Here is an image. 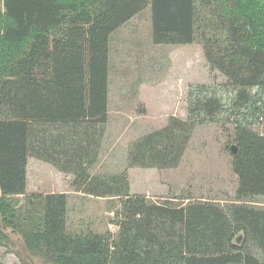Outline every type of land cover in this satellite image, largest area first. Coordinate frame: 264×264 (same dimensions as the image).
Instances as JSON below:
<instances>
[{
    "label": "trees",
    "instance_id": "trees-1",
    "mask_svg": "<svg viewBox=\"0 0 264 264\" xmlns=\"http://www.w3.org/2000/svg\"><path fill=\"white\" fill-rule=\"evenodd\" d=\"M2 1L0 245L11 247L10 230L54 264H264V202L251 204L264 197V134L253 129L264 122V0ZM148 5L153 42H200L235 96L191 85L187 118L137 140L131 165L175 167L197 124L226 120L240 203H159L132 195L126 173L91 172L109 117L111 35ZM29 157L72 174L76 191L118 197L117 232H69L67 193L28 194Z\"/></svg>",
    "mask_w": 264,
    "mask_h": 264
},
{
    "label": "rangeland",
    "instance_id": "rangeland-1",
    "mask_svg": "<svg viewBox=\"0 0 264 264\" xmlns=\"http://www.w3.org/2000/svg\"><path fill=\"white\" fill-rule=\"evenodd\" d=\"M0 8H3L2 0ZM152 34V13L148 5L111 35L109 117L98 159L90 167L91 172L98 176L126 173L132 195H146L159 203L169 201L178 205L201 200L224 208L240 203L237 200L239 179L233 170V156L229 149L234 144L235 124L226 120L197 124L175 167L131 165L133 144L137 140L167 126L172 116L187 118L191 85L216 87L228 104L235 96L227 85V77L211 69L200 42L155 44ZM253 129L264 134V122H257ZM50 131L54 134L56 130ZM30 159L28 194L32 195L30 190L36 188L43 193L34 194L67 193L69 232L90 229L117 232L114 220L120 204L118 197L76 191L72 174L64 175L58 167L44 160ZM19 199V205H24L25 197L21 195ZM252 200L251 204L259 206L264 197L256 196ZM7 231L12 244L10 248L0 245L1 262L54 264L40 254L29 253L22 236ZM253 251L259 254L256 248Z\"/></svg>",
    "mask_w": 264,
    "mask_h": 264
},
{
    "label": "crops",
    "instance_id": "crops-1",
    "mask_svg": "<svg viewBox=\"0 0 264 264\" xmlns=\"http://www.w3.org/2000/svg\"><path fill=\"white\" fill-rule=\"evenodd\" d=\"M31 161V159H30V157H29V160H28V162H30ZM61 172V171H60ZM64 175H66V173H64V172H62ZM61 173V174H62ZM29 178H30V176H29V173H28V180H29ZM36 186V185H35ZM28 189H29V185H28ZM29 192V191H28ZM30 192L31 193H43L42 191H40V190H38L37 188L36 189H34V190H30ZM50 193V192H49Z\"/></svg>",
    "mask_w": 264,
    "mask_h": 264
},
{
    "label": "water",
    "instance_id": "water-1",
    "mask_svg": "<svg viewBox=\"0 0 264 264\" xmlns=\"http://www.w3.org/2000/svg\"><path fill=\"white\" fill-rule=\"evenodd\" d=\"M232 148H233V150H236V147H235V145H233V146H232ZM240 239H241V235H239V236L237 237V240H239V241H240Z\"/></svg>",
    "mask_w": 264,
    "mask_h": 264
}]
</instances>
